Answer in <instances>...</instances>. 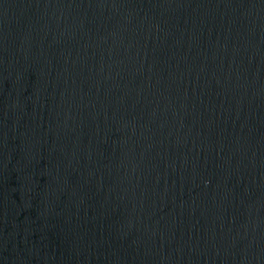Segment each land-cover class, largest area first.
Returning a JSON list of instances; mask_svg holds the SVG:
<instances>
[{"label": "water", "instance_id": "95a60500", "mask_svg": "<svg viewBox=\"0 0 264 264\" xmlns=\"http://www.w3.org/2000/svg\"><path fill=\"white\" fill-rule=\"evenodd\" d=\"M0 264H264V0H0Z\"/></svg>", "mask_w": 264, "mask_h": 264}]
</instances>
